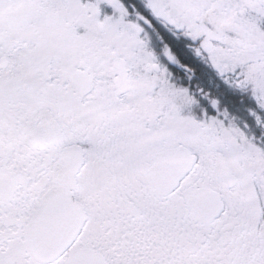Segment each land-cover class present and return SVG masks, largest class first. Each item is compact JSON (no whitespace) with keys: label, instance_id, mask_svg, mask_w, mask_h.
<instances>
[{"label":"snow or ice","instance_id":"snow-or-ice-1","mask_svg":"<svg viewBox=\"0 0 264 264\" xmlns=\"http://www.w3.org/2000/svg\"><path fill=\"white\" fill-rule=\"evenodd\" d=\"M0 264H264V0H0Z\"/></svg>","mask_w":264,"mask_h":264},{"label":"flooded vegetation","instance_id":"flooded-vegetation-1","mask_svg":"<svg viewBox=\"0 0 264 264\" xmlns=\"http://www.w3.org/2000/svg\"><path fill=\"white\" fill-rule=\"evenodd\" d=\"M144 39L146 42H150L147 43V47L154 50L158 61L165 69L164 74L159 78V87L165 93L173 108L188 111L195 103L193 97L188 94L185 85L189 86L193 93L208 96V94H211L210 82L215 85L220 84L223 89L217 90V95L223 97L224 85L216 79L210 70L206 71L203 65L207 61L197 58L195 53L187 48L183 37L177 36L174 38L165 33L164 38L161 39L160 33L155 29H151ZM169 44L172 45L173 49L171 53L168 51ZM165 56H168L172 62L170 68L168 67V61L164 59ZM185 61L189 63L187 68L184 66ZM179 100L182 102H178Z\"/></svg>","mask_w":264,"mask_h":264},{"label":"rangeland","instance_id":"rangeland-1","mask_svg":"<svg viewBox=\"0 0 264 264\" xmlns=\"http://www.w3.org/2000/svg\"><path fill=\"white\" fill-rule=\"evenodd\" d=\"M209 87H210V89H211V96H212V97H217V96H219V95H217V90H220V88L223 89V88L220 86V84L215 85L214 83H211V82H210ZM214 88H215V89H214ZM223 91H224V90H223ZM219 97H220V96H219ZM178 102H182V101L179 100ZM228 115H229V118H230V119H235L237 122H239L240 116L242 115V111L239 110V109H232V110L230 111V114L228 113Z\"/></svg>","mask_w":264,"mask_h":264}]
</instances>
